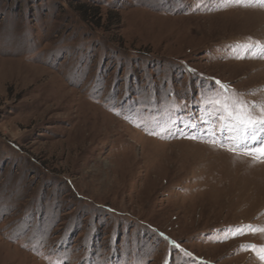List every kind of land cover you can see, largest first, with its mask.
Wrapping results in <instances>:
<instances>
[{
	"label": "rangeland",
	"instance_id": "obj_1",
	"mask_svg": "<svg viewBox=\"0 0 264 264\" xmlns=\"http://www.w3.org/2000/svg\"><path fill=\"white\" fill-rule=\"evenodd\" d=\"M217 99L264 108L261 0H0V264H264Z\"/></svg>",
	"mask_w": 264,
	"mask_h": 264
},
{
	"label": "snow or ice",
	"instance_id": "obj_2",
	"mask_svg": "<svg viewBox=\"0 0 264 264\" xmlns=\"http://www.w3.org/2000/svg\"><path fill=\"white\" fill-rule=\"evenodd\" d=\"M261 3L264 4V0H261ZM208 103L221 110L217 119L223 121L225 125L221 129L224 138H221L219 146L226 147L230 152H243L246 155L254 156L258 160H264V108L260 109V116H256L251 109L239 101H236L233 105L218 99L209 100ZM213 136L211 143L215 144V133H213ZM185 138L199 139L195 135ZM245 231L264 232V228L248 226L247 229H236L234 234H244ZM252 250L255 251L256 247L252 246ZM260 253V259L264 260V249H261Z\"/></svg>",
	"mask_w": 264,
	"mask_h": 264
}]
</instances>
